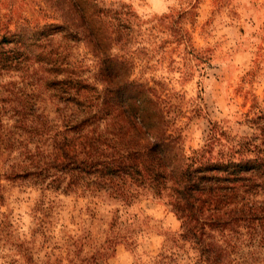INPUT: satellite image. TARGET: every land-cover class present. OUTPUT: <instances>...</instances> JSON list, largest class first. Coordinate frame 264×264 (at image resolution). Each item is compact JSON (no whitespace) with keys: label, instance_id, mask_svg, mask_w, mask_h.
<instances>
[{"label":"rangeland","instance_id":"rangeland-1","mask_svg":"<svg viewBox=\"0 0 264 264\" xmlns=\"http://www.w3.org/2000/svg\"><path fill=\"white\" fill-rule=\"evenodd\" d=\"M73 2L82 17L67 0H0V34L21 28L22 44L5 49L26 54L27 28L62 23L77 40L56 33L53 43L75 73L100 87L96 74L105 50L115 61L113 82L127 75L150 88L185 151L205 143L213 121L231 134L252 132L247 120L264 107V0ZM24 65L19 70L0 64V98L15 105L24 94H34L42 112L55 118L59 105L47 101L48 91L35 85ZM10 114L2 115L8 123L15 117ZM0 183V264H146L178 232V220L150 197L124 207L103 190L62 195L41 193L27 181ZM49 200L53 208L47 214L39 202L46 206ZM114 216V230H133L135 243L117 242L107 255Z\"/></svg>","mask_w":264,"mask_h":264},{"label":"trees","instance_id":"trees-1","mask_svg":"<svg viewBox=\"0 0 264 264\" xmlns=\"http://www.w3.org/2000/svg\"><path fill=\"white\" fill-rule=\"evenodd\" d=\"M20 29L0 34V64L18 69L25 63L59 113L48 117L34 94L15 105L0 98V181H27L41 193L62 195L103 190L124 207L141 196L161 201L178 220V232L146 264H264V107L247 120L250 134H231L213 121L205 143L185 151L150 88L127 75L113 82L118 73L105 50L97 87L53 43L56 33L68 41L76 33L45 23L27 28L26 54L5 49L22 44ZM4 113L15 116L12 123ZM3 190L0 183V202ZM48 202H39L47 214ZM117 219L108 224L107 255L117 242L135 243L133 230H114Z\"/></svg>","mask_w":264,"mask_h":264}]
</instances>
